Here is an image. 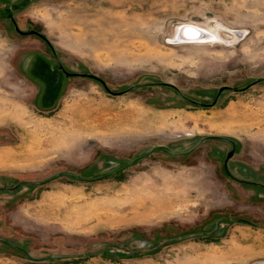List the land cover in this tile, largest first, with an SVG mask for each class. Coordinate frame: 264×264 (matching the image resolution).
I'll list each match as a JSON object with an SVG mask.
<instances>
[{"label": "rangeland", "instance_id": "rangeland-1", "mask_svg": "<svg viewBox=\"0 0 264 264\" xmlns=\"http://www.w3.org/2000/svg\"><path fill=\"white\" fill-rule=\"evenodd\" d=\"M254 180L264 0H0V264H264Z\"/></svg>", "mask_w": 264, "mask_h": 264}, {"label": "bare ground", "instance_id": "bare-ground-1", "mask_svg": "<svg viewBox=\"0 0 264 264\" xmlns=\"http://www.w3.org/2000/svg\"><path fill=\"white\" fill-rule=\"evenodd\" d=\"M220 28L221 26H217L215 25L214 27L210 28V29H203V35H201L198 39H195V41H199V42H204V41H220L221 40V36H220ZM195 34H197V30H194L193 28H191L190 24L187 25H182L181 27H178L175 34H174V38L173 40L175 41H184V40H179V36L183 35V36H194ZM188 42V41H187Z\"/></svg>", "mask_w": 264, "mask_h": 264}, {"label": "flooded vegetation", "instance_id": "flooded-vegetation-1", "mask_svg": "<svg viewBox=\"0 0 264 264\" xmlns=\"http://www.w3.org/2000/svg\"><path fill=\"white\" fill-rule=\"evenodd\" d=\"M233 148H234V149H233ZM232 150H234L232 156H231L229 159H227L228 154H229L230 151H232ZM236 153H237V145H235V147H232V149L229 150V151L227 152L226 157H225V159H224V161H223L224 170H225V172H226L230 177L235 178L236 180H238V181H240V182H245V183H246L247 179H245V178H241V177H236V176L230 171V167H229V165H230V160L236 155ZM239 168H240V167H238V169H239ZM251 184H252L253 186H255V188H256L257 190H261V191H262V195H264V183H263V182H261V181H259V180H254V181L251 182ZM257 194H258V195H261V194H259V193H257Z\"/></svg>", "mask_w": 264, "mask_h": 264}, {"label": "water", "instance_id": "water-1", "mask_svg": "<svg viewBox=\"0 0 264 264\" xmlns=\"http://www.w3.org/2000/svg\"><path fill=\"white\" fill-rule=\"evenodd\" d=\"M191 25V28H193L194 30H197V34H195L194 36H183V35H180L179 36V40H184V41H190V40H195V39H198L201 35H203L204 33H203V29L202 28H200V27H198V26H195V25H192V24H190ZM16 29H17V31L18 32H20V33H22V34H27V33H38V32H36V31H30V32H23V31H21L18 27H16ZM224 88H222L221 89V91L223 90ZM219 137H222V136H208L207 138H219ZM233 142V144H234V147H235V142L234 141H232ZM234 149V148H233ZM233 152H234V150H232V151H230V153L228 154V156H227V159H229L231 156H232V154H233Z\"/></svg>", "mask_w": 264, "mask_h": 264}]
</instances>
